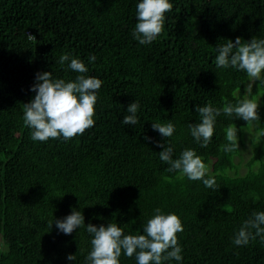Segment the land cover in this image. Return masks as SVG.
<instances>
[{
  "label": "trees",
  "instance_id": "trees-1",
  "mask_svg": "<svg viewBox=\"0 0 264 264\" xmlns=\"http://www.w3.org/2000/svg\"><path fill=\"white\" fill-rule=\"evenodd\" d=\"M139 2L0 0V264H86L92 239L86 228L65 235L55 223L48 227L73 208L86 226L117 223L126 235L144 234L156 208L178 215L183 259L169 264H264L261 237L233 244L241 223L264 211V87L244 174H235L239 145L231 153L221 146L227 127L235 126L243 143L250 124L221 114L206 148L188 129L200 122L197 105L222 108L245 98L246 74L217 68L216 47L237 37L264 39V0H169L164 30L147 45L133 38ZM65 53L85 63L84 75L103 81L95 124L68 141H33L23 104L35 96L36 74L52 72L66 82L81 75L68 68L70 61L58 63ZM90 55L96 56L92 63ZM258 83L249 97L256 102ZM134 101L139 122L125 125ZM168 121L175 125L172 137L153 130V123ZM157 142L173 145V158L191 148L211 162L208 176L217 190L167 171ZM119 260L136 264L135 255L123 251Z\"/></svg>",
  "mask_w": 264,
  "mask_h": 264
},
{
  "label": "clouds",
  "instance_id": "clouds-1",
  "mask_svg": "<svg viewBox=\"0 0 264 264\" xmlns=\"http://www.w3.org/2000/svg\"><path fill=\"white\" fill-rule=\"evenodd\" d=\"M173 9L169 0H141L137 4V23L133 31V38L141 45L152 43L165 26V13ZM30 38H35L30 35ZM217 68H233L244 72L248 78L245 89V98L235 104L224 103L222 108L213 107L210 103L201 107L197 105L195 112L199 113L200 122L189 124L188 129L194 140L201 147L206 148L213 137L216 119L221 114L229 117L243 119L247 124H259L258 103L249 98L253 84L257 88L264 87V39L255 36L250 41H243L237 37L235 42L228 40L224 45L216 47ZM89 63L96 60L95 55L89 56ZM70 61V62H69ZM80 73L74 81L66 82L64 79H53L52 72L36 74V83L31 91L34 98L23 104L24 125L31 129L33 141L46 142L49 139H63L68 141L94 126L95 104L98 91L103 81L95 76H86L88 68L85 63L70 54H62L58 63ZM140 105L132 102L123 118L125 125H136L138 121L137 110ZM153 130L158 131L162 137L170 138L176 131L175 125L166 123H153ZM237 128L230 125L226 129V141L222 151L231 153L238 149ZM151 140L150 137H145ZM163 148L159 153L161 161L169 165L167 171L179 172L191 181H202L206 188L217 190L214 177H209L208 166L202 157L191 148L184 149L179 157H174V146L167 142V146L157 142ZM55 223L59 232L71 235L76 229L86 228L92 236L91 250L85 257L86 264H120V256L128 258L135 255L136 264H169L172 260L182 261V247L178 242V233L184 231L180 217L174 213L164 214L160 208L154 209V215L143 226L144 234H124V229L117 223H108L107 226L97 227L91 223L85 225V218L81 211L72 209L71 214L62 219L49 221L48 227ZM254 230V231H253ZM261 237L264 240V211L253 212L244 220L235 233L233 244L237 247L247 246L250 241ZM69 261H75L76 255H67Z\"/></svg>",
  "mask_w": 264,
  "mask_h": 264
},
{
  "label": "rangeland",
  "instance_id": "rangeland-1",
  "mask_svg": "<svg viewBox=\"0 0 264 264\" xmlns=\"http://www.w3.org/2000/svg\"><path fill=\"white\" fill-rule=\"evenodd\" d=\"M260 92H261V88H259V100L257 102L259 106H260ZM256 125L258 126V124H256L254 122V123L250 124L248 127L246 126L247 128L244 129L245 133L243 135L244 142L243 143L238 142L239 155L235 158V162L238 163V169H237V173H235V174L241 175V174H244L245 172H247V169H248L247 161L250 158V156L252 155V140L251 139H252V137H254L258 134V130H257ZM237 137H238V134H237ZM205 164L208 166L209 172H211L212 171L211 162H208ZM258 167H259V162H257L253 166L254 169H257ZM230 173H233V171H230ZM235 174H230V175H235Z\"/></svg>",
  "mask_w": 264,
  "mask_h": 264
}]
</instances>
